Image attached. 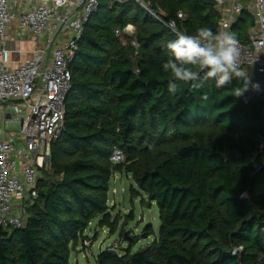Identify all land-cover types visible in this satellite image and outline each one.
Returning a JSON list of instances; mask_svg holds the SVG:
<instances>
[{
    "label": "trees",
    "instance_id": "obj_1",
    "mask_svg": "<svg viewBox=\"0 0 264 264\" xmlns=\"http://www.w3.org/2000/svg\"><path fill=\"white\" fill-rule=\"evenodd\" d=\"M156 2L158 11L137 0H99L84 24L69 62L63 126L38 181L43 192L27 202L25 226L0 230V264H70L93 219L115 232L108 191L116 172L132 176L133 196L155 201L160 226L144 248H102L96 264H264L257 105L235 96L239 77L198 89L178 82L172 93L162 68L169 41L205 27L219 33L221 11L201 0ZM253 25L243 9L229 30L248 43ZM115 148L122 161L111 159Z\"/></svg>",
    "mask_w": 264,
    "mask_h": 264
},
{
    "label": "built area",
    "instance_id": "obj_2",
    "mask_svg": "<svg viewBox=\"0 0 264 264\" xmlns=\"http://www.w3.org/2000/svg\"><path fill=\"white\" fill-rule=\"evenodd\" d=\"M17 2L0 0V43L14 19H18L20 29L45 40L29 59L15 67L0 62V112L4 104H9L22 141L16 142L13 135L0 138V230L26 225L27 202L39 195L38 181L42 168L48 167L51 141L63 126L64 101L71 86L69 62L84 24L99 4V0H41L18 13ZM216 2L223 13L219 33L229 32L243 9L255 19L250 42L236 38L240 53L238 67L243 75V87L250 80L242 100L255 103L264 120V0H248L247 8L242 0ZM178 16L183 14L179 12ZM167 25L177 31L173 20ZM131 29V25L124 28L133 33ZM116 33L120 31L117 29ZM132 44L137 46L135 41ZM1 51L5 50L1 47ZM246 65L254 68L255 75L244 70ZM256 83L260 85L259 91L252 89ZM258 137L263 148L264 126ZM111 159L122 161V152L115 148Z\"/></svg>",
    "mask_w": 264,
    "mask_h": 264
},
{
    "label": "clouds",
    "instance_id": "obj_3",
    "mask_svg": "<svg viewBox=\"0 0 264 264\" xmlns=\"http://www.w3.org/2000/svg\"><path fill=\"white\" fill-rule=\"evenodd\" d=\"M170 58L163 63L162 68L170 73L168 90L175 93L178 82L189 83L198 89L204 82L215 80L221 87L231 82L233 77H241L238 67L239 47L236 37L229 32L214 34L210 28H200L196 35L177 34L175 40L166 45ZM10 52L3 53L2 62L7 63ZM248 83L243 89H234L235 96H242L248 91ZM252 89L260 90L258 83L252 84Z\"/></svg>",
    "mask_w": 264,
    "mask_h": 264
},
{
    "label": "rangeland",
    "instance_id": "obj_4",
    "mask_svg": "<svg viewBox=\"0 0 264 264\" xmlns=\"http://www.w3.org/2000/svg\"><path fill=\"white\" fill-rule=\"evenodd\" d=\"M242 3L248 7V0H242ZM219 10L223 14L222 9ZM131 185L137 188L131 175L116 172L111 176L108 204L112 217L117 218L116 230L112 233L106 226L98 224V218L93 219L84 231L87 235L84 245L72 248L70 264H96L97 253L109 246L120 251L133 242L132 251L140 250L158 234L160 219L155 201L149 202L145 194L133 196ZM150 225L151 234L146 233ZM94 235L96 238L93 240Z\"/></svg>",
    "mask_w": 264,
    "mask_h": 264
},
{
    "label": "crops",
    "instance_id": "obj_5",
    "mask_svg": "<svg viewBox=\"0 0 264 264\" xmlns=\"http://www.w3.org/2000/svg\"><path fill=\"white\" fill-rule=\"evenodd\" d=\"M40 2L41 0H18L16 10L18 13H21L29 6ZM131 30L134 31L133 26ZM44 40L45 37L43 36L37 37L26 29H20L18 19H14L8 24L4 41L0 43V62L2 61L3 53L7 51L11 53V56L5 64L9 67H15L29 59L36 49L43 45ZM1 47L5 51H1ZM9 135H13L16 142H22L18 133V124L12 120V110L9 104H4L0 112V138Z\"/></svg>",
    "mask_w": 264,
    "mask_h": 264
},
{
    "label": "water",
    "instance_id": "obj_6",
    "mask_svg": "<svg viewBox=\"0 0 264 264\" xmlns=\"http://www.w3.org/2000/svg\"><path fill=\"white\" fill-rule=\"evenodd\" d=\"M142 6L146 7L147 9H154L156 11L159 10V6L156 0H137ZM203 3L217 5L216 0H201ZM244 70L251 76L255 75V70L251 65H246ZM241 72V71H240ZM240 79L243 78V75L239 77ZM42 189H39V194H42ZM74 248V247H73Z\"/></svg>",
    "mask_w": 264,
    "mask_h": 264
}]
</instances>
